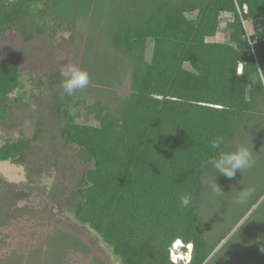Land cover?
I'll return each instance as SVG.
<instances>
[{"label": "trees", "instance_id": "trees-1", "mask_svg": "<svg viewBox=\"0 0 264 264\" xmlns=\"http://www.w3.org/2000/svg\"><path fill=\"white\" fill-rule=\"evenodd\" d=\"M53 12L60 25L79 33L88 89L107 93L113 104L112 112H94L98 127L74 123L66 101L58 102V116L43 108L42 145L52 147L60 134L93 163L69 192L75 220L101 238L121 264H174L168 247L176 240L192 245L188 264H264L259 250L264 198L225 239L264 196V180L239 206L235 194L250 187L245 171L229 179L204 163L218 154L210 146L216 136L224 137L225 150L237 143L264 149V85L257 70L264 69V0H0V36L7 29L33 32ZM222 13L232 15L225 39L209 42ZM19 85L16 67L0 64L3 126L12 110L10 94ZM40 104L45 105L43 97ZM33 143L34 138L5 143L0 161L22 164ZM214 175L230 197L219 218L218 200L205 183ZM182 193L193 196L187 208L180 204ZM218 222L222 231L212 233ZM236 234L241 239L229 248ZM46 244L43 264H65L66 254L80 248L61 231ZM226 248L231 256L219 259ZM13 259L0 258V264H22Z\"/></svg>", "mask_w": 264, "mask_h": 264}, {"label": "rangeland", "instance_id": "rangeland-1", "mask_svg": "<svg viewBox=\"0 0 264 264\" xmlns=\"http://www.w3.org/2000/svg\"><path fill=\"white\" fill-rule=\"evenodd\" d=\"M56 16V12H53L49 17H44L45 21L33 32L27 29H7L0 36V64L16 67L20 81L19 87L10 94L12 110L9 111L8 125L0 124V146L17 140L35 139V144L31 145L29 155L22 164L0 161V212L1 221L3 220L0 224V258L13 256V260L22 264H34V261L43 264L49 249L47 237L55 231H61L80 243L77 251L70 250L66 254L65 264H121L120 259L113 255L101 238L88 226L75 220L69 208V192L76 177L82 170L93 168V163L85 161L78 149L65 142L60 134L52 147L42 145V140L45 139H42V119H45L42 112L45 106L49 108L48 112L52 111L58 116L61 109L56 107L58 102L66 101L69 103V115L73 122L84 127H98L99 122L94 112L100 108L102 113L112 112L113 108L107 93L98 95L88 87L77 92L76 99L62 94L59 68L67 61L80 67L82 41L76 30L68 25H60ZM219 19L215 36L206 38L209 42H222L225 39V24L232 19V15L222 13ZM243 23L248 35L252 34V27L246 21ZM260 30L264 34V20ZM151 47L152 40L148 39L147 58ZM42 97L45 105L40 104ZM259 148L261 146L251 147L255 164L251 169L244 170L248 177L244 180L245 183L255 189L252 195H255L259 189L258 184L264 180V149ZM260 169L263 173L258 176ZM242 184L243 182L239 186ZM221 188L224 191L223 197L215 196L218 200L215 208L218 218L230 198L225 188ZM263 198L264 196L227 234L226 240ZM221 223L218 222V228L212 233L222 231ZM240 239L241 234L234 235L229 248L237 245ZM171 245L172 243L168 247V260L174 263L178 258L173 257ZM229 248L221 253L219 259H222V255L224 258L231 256ZM179 252L183 262L178 260L177 264H185L187 248L179 249ZM242 262L243 260H235L231 264H243ZM217 263L218 260L213 264Z\"/></svg>", "mask_w": 264, "mask_h": 264}, {"label": "clouds", "instance_id": "clouds-1", "mask_svg": "<svg viewBox=\"0 0 264 264\" xmlns=\"http://www.w3.org/2000/svg\"><path fill=\"white\" fill-rule=\"evenodd\" d=\"M257 70L262 74L259 78V83L264 85V69L257 66ZM59 71L62 77L60 82L62 94H67L74 99L78 98L76 95L77 92L85 90L90 83V75L87 70L79 67L71 61L61 64ZM251 79L253 83L257 82L256 75H253ZM224 143L225 140L223 136H216L210 141L211 148L218 150V154L216 156L209 157L204 163L211 165L214 172H218L231 179L235 177L237 172L241 173L242 171L251 169L254 166L255 158L252 154V150H250L248 146L237 143L232 149L225 150L221 147ZM205 183L211 189L214 196L218 198L223 197L224 191L216 182L215 175L210 181H205ZM254 191L255 189L252 187L241 189L235 194L233 203L240 205L245 204ZM192 200L193 196L191 193H182L179 197L180 204L184 208L189 207ZM184 247L187 248L188 254L185 264H188L191 258L192 245L190 243L184 244L182 242L179 249ZM259 250L264 252V243H260ZM179 260L183 262L182 258ZM173 262L177 264L178 261L174 260Z\"/></svg>", "mask_w": 264, "mask_h": 264}, {"label": "bare ground", "instance_id": "bare-ground-1", "mask_svg": "<svg viewBox=\"0 0 264 264\" xmlns=\"http://www.w3.org/2000/svg\"><path fill=\"white\" fill-rule=\"evenodd\" d=\"M181 243L182 242L180 240H176V244L173 247V257L178 258V260L182 258V256L179 254L181 252V251L179 252V248L181 246Z\"/></svg>", "mask_w": 264, "mask_h": 264}]
</instances>
